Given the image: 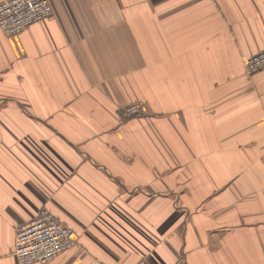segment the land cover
Returning <instances> with one entry per match:
<instances>
[{"label":"crops","instance_id":"0c3cea01","mask_svg":"<svg viewBox=\"0 0 264 264\" xmlns=\"http://www.w3.org/2000/svg\"><path fill=\"white\" fill-rule=\"evenodd\" d=\"M49 4L0 30V264L41 206L77 242L30 264H264V0Z\"/></svg>","mask_w":264,"mask_h":264},{"label":"built area","instance_id":"2783aa9c","mask_svg":"<svg viewBox=\"0 0 264 264\" xmlns=\"http://www.w3.org/2000/svg\"><path fill=\"white\" fill-rule=\"evenodd\" d=\"M50 14L49 0H4L0 2V30L14 35ZM243 66L249 75L262 69L264 48L245 58ZM143 112L139 101L117 109V115L123 119ZM76 242L74 230L41 206L32 220L16 228L12 254L17 264L46 263Z\"/></svg>","mask_w":264,"mask_h":264}]
</instances>
